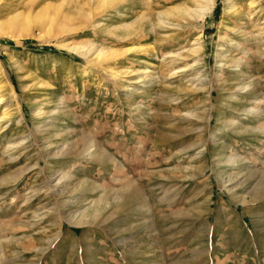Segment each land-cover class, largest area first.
<instances>
[{
    "label": "rangeland",
    "instance_id": "obj_1",
    "mask_svg": "<svg viewBox=\"0 0 264 264\" xmlns=\"http://www.w3.org/2000/svg\"><path fill=\"white\" fill-rule=\"evenodd\" d=\"M188 1L0 0V264H264V0Z\"/></svg>",
    "mask_w": 264,
    "mask_h": 264
},
{
    "label": "bare ground",
    "instance_id": "obj_2",
    "mask_svg": "<svg viewBox=\"0 0 264 264\" xmlns=\"http://www.w3.org/2000/svg\"><path fill=\"white\" fill-rule=\"evenodd\" d=\"M104 2H106V0H101V3H104ZM259 2H260V0H250V2L248 4L253 9H258L259 6H260ZM214 4H215V0H189L188 2H186L185 5L178 6V7L174 8V9L172 8V9H166V10L159 11L158 12L159 13V17L158 18H159V21H160L161 25L166 26V27H168V26H174V27L175 26H180L182 28H187L189 26L190 27L194 26V27L199 28V27L202 26V22L204 21V18L208 15V13L210 11H212V8L215 7ZM232 8H236L235 11L236 12H240V9L238 7H231V8H228V9H232ZM174 13H177L176 17L175 18H170L169 15L174 16ZM120 14H123V13L120 12ZM38 16H40V14ZM18 17L14 16L13 18H11L9 20H6L4 22H0V36L1 35L3 36L6 33H9L10 28L13 27L16 22H18V23L20 22L21 18L18 20L17 19ZM37 19H39V18H37ZM30 24H31V22H29V19H27L22 24V30L24 29L26 32L29 33V31L31 30L30 26H29ZM111 29H109V31ZM136 49L137 48H135V50ZM198 49H200V47H198ZM195 50H197V49H195ZM102 53L103 52H100V54H102ZM245 88H247V86H245L244 89ZM2 99L3 98H1V95H0V101ZM60 152H61V150H60ZM62 177L59 178V181L62 179ZM97 206H99V205L97 204ZM92 208H94V207H92ZM98 212H99V209L96 208L95 210L92 211V214L94 216H96L98 214ZM79 217H80V222L79 221L78 222L81 223L82 221L87 219L88 215H87V213H80Z\"/></svg>",
    "mask_w": 264,
    "mask_h": 264
}]
</instances>
